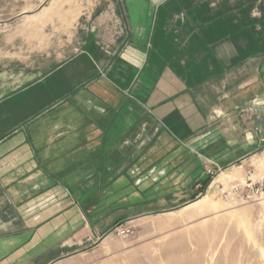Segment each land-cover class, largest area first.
Returning a JSON list of instances; mask_svg holds the SVG:
<instances>
[{
  "label": "crops",
  "instance_id": "0c3cea01",
  "mask_svg": "<svg viewBox=\"0 0 264 264\" xmlns=\"http://www.w3.org/2000/svg\"><path fill=\"white\" fill-rule=\"evenodd\" d=\"M66 1L0 0V264L181 206L262 148L264 0Z\"/></svg>",
  "mask_w": 264,
  "mask_h": 264
},
{
  "label": "rangeland",
  "instance_id": "374dc122",
  "mask_svg": "<svg viewBox=\"0 0 264 264\" xmlns=\"http://www.w3.org/2000/svg\"><path fill=\"white\" fill-rule=\"evenodd\" d=\"M49 2L44 0L43 6ZM59 3L67 5L66 0ZM50 16L48 11L42 19ZM58 17L62 23L73 16L60 11ZM66 30L59 28L60 38ZM263 177L264 147L230 168L211 169L205 188L201 184L181 206L120 221L74 251L13 255L6 250V264H264V189L255 196L251 192L264 184Z\"/></svg>",
  "mask_w": 264,
  "mask_h": 264
},
{
  "label": "built area",
  "instance_id": "2783aa9c",
  "mask_svg": "<svg viewBox=\"0 0 264 264\" xmlns=\"http://www.w3.org/2000/svg\"><path fill=\"white\" fill-rule=\"evenodd\" d=\"M257 133L259 134V143L260 145H262V147H264V129H260V130H257ZM207 173L208 174H211V169H208L207 170ZM264 178V177H263ZM258 188L256 189H252L251 192L252 194L255 196V195H259V193H261L264 189V184L261 182L259 184V186H257ZM128 232V231H127ZM126 231H122V230H118L117 231V234H128Z\"/></svg>",
  "mask_w": 264,
  "mask_h": 264
},
{
  "label": "trees",
  "instance_id": "16d2710c",
  "mask_svg": "<svg viewBox=\"0 0 264 264\" xmlns=\"http://www.w3.org/2000/svg\"><path fill=\"white\" fill-rule=\"evenodd\" d=\"M208 182H209V178L207 177V178H205V179L203 180L202 185H201V188H202V189L205 188V186L207 185Z\"/></svg>",
  "mask_w": 264,
  "mask_h": 264
}]
</instances>
